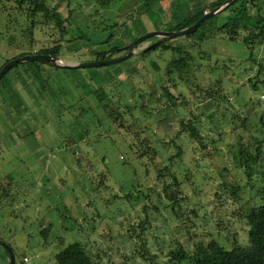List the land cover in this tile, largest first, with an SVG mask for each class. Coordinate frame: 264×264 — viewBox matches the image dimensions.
I'll return each instance as SVG.
<instances>
[{"label": "rangeland", "instance_id": "1", "mask_svg": "<svg viewBox=\"0 0 264 264\" xmlns=\"http://www.w3.org/2000/svg\"><path fill=\"white\" fill-rule=\"evenodd\" d=\"M134 1L113 0L110 8L120 10ZM151 1L147 6L151 20L142 31H171L170 19L155 20L159 12L154 11V6L159 5V1ZM52 2L55 4L54 0ZM59 2L56 0V4ZM66 4L60 10L65 20L73 11L70 18L73 24L65 25L70 31L69 38H78V30L92 35L98 22L117 15L116 11L102 10L96 0H71V8ZM27 6L11 2L8 10L0 9V69L22 53L51 46L60 36L53 27L39 24L36 31L32 30L35 44L30 47V39L21 34L31 29L26 17ZM19 7L25 11H20ZM259 7L264 11V0H259ZM124 13L128 14L129 10ZM228 15H216L215 24H221ZM139 26V19L131 18V28L113 33L116 44L128 46L138 35L143 36L145 33L141 34ZM105 33L91 36L92 43L76 39L59 58L64 63L95 61L106 48L100 44L108 38L109 33ZM158 41L152 38L139 45L138 55L127 63L71 73L44 68L42 81L45 83L49 78L54 101L42 98L33 87L36 86L34 79L24 70L18 68L8 75L23 105L16 109V113H20L17 116L0 95V239L11 245L24 264H57V254L75 242L83 243L97 264H146L143 254L157 256L159 264H170V254L180 247L192 255L199 244H207L212 239L227 248L234 241L249 245L246 216L264 203V130L261 127L254 124L249 130L251 135L243 132L242 127L236 133L244 139V145L251 141L245 156L239 155L243 139L234 138L231 128L226 127L225 142L220 146L221 152L216 153L208 143L210 140L203 142L208 146V150H203L198 140L177 139L179 126L165 139L155 121L160 110L155 104L158 101L154 99V111L148 119L143 111L149 106L142 109V100H132L128 96L132 88L125 85L116 92L122 105L109 116V123L101 114V119L76 118L82 106H97L94 96L85 98L80 90L70 104L58 93L62 82L67 89L71 87L75 91L77 81L90 83L93 80L96 87L110 82L114 85L128 79L135 69L133 76L137 82H145L154 98L167 101L163 94V89L167 88L175 98L184 93L188 101L194 103L192 109L213 111L216 105L206 99L203 92L196 91L195 87L193 92L188 91L178 77L174 81L177 84H172L163 76L165 60L170 58L167 52L160 50L147 58L141 57ZM169 43L185 48L193 44L182 37ZM216 43L211 42L202 56L194 55V63L203 71L196 78L192 77L201 87L210 88L220 79L215 72L232 68L231 75H235L231 77L224 72L221 78L225 85L216 92L227 88L224 94L231 102L228 112L241 108L238 117L230 121L241 126L243 118H247L243 108L247 102L260 105L259 115L264 114V99H261L264 90L254 91L245 86L248 76L240 77L239 73L250 69L247 61L250 54L240 43L221 44L220 40ZM256 57L264 61V49ZM229 59L237 64L233 67ZM255 74L256 70L251 77ZM58 98L66 111L59 112ZM200 112L195 111L196 115ZM187 116L185 120H192L193 116ZM223 120L217 122L224 123ZM32 134L35 140L30 139ZM202 135L205 138L206 132ZM175 145L181 146L185 154L172 163L171 159L178 152ZM170 166L184 181L189 175L187 181L190 182L185 183L187 195L184 194L176 209L164 192L166 185L173 184ZM0 264H9L2 247Z\"/></svg>", "mask_w": 264, "mask_h": 264}, {"label": "trees", "instance_id": "2", "mask_svg": "<svg viewBox=\"0 0 264 264\" xmlns=\"http://www.w3.org/2000/svg\"><path fill=\"white\" fill-rule=\"evenodd\" d=\"M54 1L55 4H53L52 0H0V9L5 11L9 9L8 3L11 2H14L20 7L26 4L28 5V9L26 10V17L29 18L31 22V29L26 30V34H24V31H22L21 34L24 36V38L26 37L30 39V47H34L35 44L32 30L36 31L40 27H38L39 24L41 26L46 25L48 27H53L54 30L60 33V36L58 38L54 37L56 39H52L53 42L51 46L42 48V50L40 51L34 52L33 50L31 52L22 53L19 56H16L14 59L27 55L39 54L61 57L65 52L66 47L74 43L76 39H78L79 41L81 40L84 42L92 43L91 36L97 35L99 33L103 34L104 32H106L105 34L109 33L108 38L105 41H102L100 44H102V46H106V48L96 57L95 61H98L102 57H104L105 60H110L116 57L124 56L128 53L127 50H124V48L126 47L125 44H116L117 39L113 34L115 30L119 28H125L126 24H121L117 19H109L107 21L103 20L102 22H98V25L93 21V24L97 25L98 27H96V30L93 31L92 35L78 30L80 33V36H77L78 38H72L71 36L69 38L70 31L66 29L65 25L73 24L70 20L71 16L73 15V11H71L69 15L70 18L65 20L64 15L62 14V11L60 9L63 7L65 2L68 3L66 4L68 8H71V0H59L60 2L57 4L56 0ZM227 1L229 0L214 2L213 4L208 6L207 9H202L192 16H185L181 13L182 11H175L173 13L174 18L171 21L173 28L170 30L172 32L181 31L193 26L202 18L205 12H207L208 10H214ZM98 2L102 8H105L110 5L111 0H98ZM20 11L25 10L20 8ZM219 14L229 15L228 18L225 19V21H223L221 24H215V18L218 17ZM219 14H217L216 17H212L204 22L200 26V28L193 34L185 35L184 37H182L183 39L193 43L192 45H190V47L188 46L187 48H185L169 43V41H172L173 39L168 41L161 40L156 42V44L153 43L155 45L148 47L141 56L142 58H147L150 55L159 52L160 50L167 52L170 58L168 60H165L167 63L162 70L164 73L163 76L172 84L176 83L174 81L178 77L179 80L186 85V89L188 91L193 92L192 89L193 87H195L196 91L203 92L206 99L212 100V103L216 105V108L211 112L206 113L205 111H201L198 108L196 110L192 109L194 103L189 102L187 99L188 97L184 93L181 94L178 98H175L167 88L163 89V94L167 101L163 102L159 98H154V96L151 95L152 93L150 94L151 90L147 87L145 82L143 84L140 82V80L137 82V80L133 76V74L136 73L135 69L132 71L128 79H125L124 82H119L118 84L114 85L113 82H110L103 83L99 87H96L93 83V80H91L90 83L77 81L75 83V91L71 87L67 89L65 83L62 82V85L58 88V93L64 98L65 101H69L70 104H72L76 100V92L80 90L84 92L85 98H92V96H94V98L96 99L95 101L97 102V106H90V108H85V106H82L79 117L76 118L85 119L86 117L87 119H93V117H99V115L101 114L102 116H105L107 123H109V116L114 114L115 108L117 109L120 105H122V103L119 102L120 98L118 99V97H116V92L121 89L123 85H125L132 88L130 90V94L128 93V96H131L133 98L132 100H142V109H145L144 107H146L147 105L149 106L143 111L146 113L145 116H147L148 119L154 111L152 110V104L155 102L154 99L158 101V104L156 102L155 104L159 107L160 110L156 113L157 116L155 118V121L157 120V129L160 130V133L163 134V137H165V139L168 138L171 133L175 132L176 126H179L177 129L178 132L176 134L177 139L183 137V139L189 138L190 140L196 142L198 140L200 148H202L203 150H208L207 144H203V142L206 140H210L208 143H210L212 149H214L216 153H220V146L224 144L225 137L227 135L225 130L226 127L228 129L231 128L230 133H232L234 138H237L240 141L243 138H241V136H237L236 133L238 131H241V127L243 128V132H246L249 135H251L252 133L249 130L254 127V124L255 126L258 125L259 127H261L262 131L264 130V114L262 116L259 115L258 107L260 105L255 106L252 103L247 102L243 107L245 109L247 118H243L244 122L241 126H236V124L234 125L230 120L238 117V113L241 111V108L237 112H228V106L231 105V102L229 100V96L224 94V91L227 90V88L223 87V93L222 90L220 92H216L219 87L225 85L221 78L222 74L224 72H228L231 75L232 68H230L231 70H229V68L227 67L224 69L225 71L218 74L215 72V76L217 78L220 77V79H217L215 83L209 86L210 88L201 87L194 81L192 77L194 76V78H196L195 76H198L199 73L203 71L201 66H198L194 63V55L198 54L202 56L203 53H207L205 49L206 47H209L211 42L213 43L216 41L217 43H219L220 40L221 44L227 42L240 43L250 54V57L247 60L250 63V69L247 70V72L239 73L240 77L248 76V81L245 86L251 87L254 91L260 90L261 88L264 90V61H261L260 58L256 57V54L261 49H264V11L261 9V7H259V0H239L236 4L223 10ZM140 36L141 35H138L137 38H139ZM10 41L11 43L14 42L13 38L10 39ZM257 56L259 57V55ZM229 60L230 65H233V67L235 66L234 64H237L233 59ZM10 61L11 60H9L8 62ZM154 65L159 68L158 63H155ZM47 67L53 68L58 72L60 71L61 73H71L77 71L72 69H58L52 66L50 63L40 62H27L19 64L13 70L20 68L24 70V72L28 73L30 77L34 79V85L36 86L33 87H35V90L37 88L36 91L40 92L42 98H48L49 101H54L52 96L53 90L52 88H50V86H48V84H50V81L48 80L49 78L45 83L42 81L44 68ZM13 70H11L0 81V95L3 102L10 108V110H13L14 113H16L17 107L20 108L23 105V102L20 99V94H18L13 84L10 83L7 78L8 75L13 72ZM255 70L256 74L251 77V74ZM234 75L235 74H232L231 77ZM37 84L39 86H37ZM240 85L243 84L241 83ZM110 86H112V88H110ZM148 93L150 95H148ZM261 96V99H264L263 94ZM115 97L118 99V101ZM58 102L59 112L66 111L65 106L60 103L62 102L60 98H58ZM96 108L99 109L97 110V112ZM195 111L201 112L199 113V115H196ZM186 112L188 113V116H193L192 120H185L187 116ZM16 114H18L17 116L20 115L19 112ZM221 118L224 119V123L221 121L219 124V122L217 121H220ZM203 132H206L205 138L202 135ZM30 139L35 140L34 134L30 136ZM24 140L25 139H23V141ZM250 142L244 145L243 139V142L239 144L241 147L239 155L245 156V154L249 153L248 146ZM175 147L178 149V152L171 159L172 163H175L177 159H182V155L185 154L181 146L175 145ZM169 175L172 179L173 184L165 186V197L172 204V208L176 209L175 207H177L185 197L184 194L187 195L186 187H188V185L185 183H190L189 181H187L189 180V175L186 178L187 180L184 181L180 178L179 175L176 176L172 172L171 166L169 169ZM5 209L9 210V208ZM246 221L248 222L250 228L248 246H242L237 241H234L231 247L227 248L218 240L212 239L207 244H199L192 255H189L184 249L180 247L176 252H172L170 254L172 258L169 263L264 264V203L259 207L253 208L251 212L246 216ZM16 257L17 260H19V264H24L22 261H20V257L19 255H17V253ZM142 258L145 259L144 261L146 264H159L158 258L155 255L150 257L149 255L146 256L145 254H143ZM56 262L57 264H97L96 259L89 254L86 246L81 242H75L64 248V250L57 254Z\"/></svg>", "mask_w": 264, "mask_h": 264}, {"label": "water", "instance_id": "3", "mask_svg": "<svg viewBox=\"0 0 264 264\" xmlns=\"http://www.w3.org/2000/svg\"><path fill=\"white\" fill-rule=\"evenodd\" d=\"M239 0H229L225 2L220 7L214 9V10H208L205 12V14L202 16V18L195 23L193 26L181 30V31H155V32H149L144 34L143 36H140L132 42L130 45L126 46L124 49L128 51V53L124 56L116 57L110 60H105L104 57L99 59L98 61H92V62H82V63H64L59 57H53L49 55H27L23 57H18L16 59L11 60L8 62L1 70H0V81L14 68H16L19 64L27 63V62H40V63H50L52 66L58 69H72V70H80V69H92V68H99V67H108L113 66L117 64H121L124 62H127L129 59L133 58L135 55H138L136 52V48L145 43L147 40L152 38H158L159 41L161 40H171V39H177L180 37H184L185 35L193 34L196 30L200 28V26L209 20L212 17H215L217 14L222 12L223 10L233 6L236 4ZM156 44V43H155ZM155 44H151L155 45ZM149 46V47H150ZM0 247H2L7 255L9 256V264H17V257L16 254L11 247L9 243L6 241L0 239Z\"/></svg>", "mask_w": 264, "mask_h": 264}, {"label": "crops", "instance_id": "4", "mask_svg": "<svg viewBox=\"0 0 264 264\" xmlns=\"http://www.w3.org/2000/svg\"><path fill=\"white\" fill-rule=\"evenodd\" d=\"M96 1L98 2V0ZM149 1L151 0H143V1L136 0L134 2H130L129 4H126L124 8H121L120 10H118L115 8H110L113 2V0H111L110 5L107 6L109 7L108 9H106L107 7L102 8L101 5L100 7L104 11L106 10H113L114 12L116 11L117 15H114V16H119L117 20L121 24H126V27H129L131 18L137 17L140 23L139 27H141V31H140L141 34L142 33L146 34V31H142V27L144 30H146V25H148L146 23L150 22L151 20V17H149L151 15L148 14V8H147V6L149 5L148 3ZM158 1H159V5L156 4V6H154L155 8L154 11H156V13L159 12V15L156 14L155 20L159 22H163L169 19L172 21L174 18L173 13L175 11H182L181 13L185 16H192L196 14L197 12L201 11L202 9H207V7L213 4L214 2H218V1L220 2V1H225V0H158ZM127 9L129 10V13L125 14L124 12ZM121 14H124V15H121ZM111 16H113V14ZM113 17L111 19H113ZM113 20H116V18ZM119 29L123 30L124 28H119Z\"/></svg>", "mask_w": 264, "mask_h": 264}, {"label": "bare ground", "instance_id": "5", "mask_svg": "<svg viewBox=\"0 0 264 264\" xmlns=\"http://www.w3.org/2000/svg\"><path fill=\"white\" fill-rule=\"evenodd\" d=\"M257 28V27H256ZM117 34V33H116ZM231 37V36H230ZM13 95V94H12ZM18 108V107H17ZM135 112V111H134ZM180 185V184H179ZM210 218V217H209ZM233 240V239H232ZM185 242V241H184ZM191 246V245H190ZM193 246V245H192Z\"/></svg>", "mask_w": 264, "mask_h": 264}, {"label": "built area", "instance_id": "6", "mask_svg": "<svg viewBox=\"0 0 264 264\" xmlns=\"http://www.w3.org/2000/svg\"><path fill=\"white\" fill-rule=\"evenodd\" d=\"M25 260H26V262H28V261H29V260H28V258H26Z\"/></svg>", "mask_w": 264, "mask_h": 264}]
</instances>
